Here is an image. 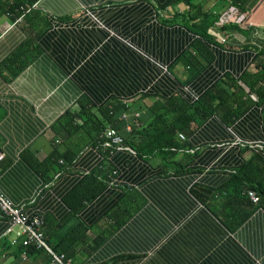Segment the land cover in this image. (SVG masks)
<instances>
[{
    "label": "crops",
    "instance_id": "0c3cea01",
    "mask_svg": "<svg viewBox=\"0 0 264 264\" xmlns=\"http://www.w3.org/2000/svg\"><path fill=\"white\" fill-rule=\"evenodd\" d=\"M202 1L205 9L215 5ZM263 3H241L246 13L236 21L245 28L216 25L209 40L180 14L171 16L183 3L162 9L155 0H38L20 20L0 17V189L24 213L44 216L47 242L67 246L71 264H264L263 207L229 229L192 193L198 184L220 186L245 162L249 151L234 138L264 143L263 102L228 124L211 116L170 158L89 145L48 181L30 160L52 151V125L80 101H126L142 129L154 98L189 101L187 89L195 94L226 75L238 80L264 52ZM195 39L210 58L197 73L177 76L170 68ZM23 42L28 51L6 65ZM15 65L21 69L13 75ZM256 152L264 159V146ZM93 170L107 184L72 207L69 193ZM76 225L83 232L72 242ZM9 226L0 216V264H60L32 245L23 258L17 234H4Z\"/></svg>",
    "mask_w": 264,
    "mask_h": 264
},
{
    "label": "trees",
    "instance_id": "16d2710c",
    "mask_svg": "<svg viewBox=\"0 0 264 264\" xmlns=\"http://www.w3.org/2000/svg\"><path fill=\"white\" fill-rule=\"evenodd\" d=\"M37 1L0 0V17L5 14L14 20L21 15L23 9L30 8L28 11L30 12L33 9V4ZM155 1L162 9L183 3L186 9L184 11L172 9L171 16L180 14L183 21L189 23L195 33L209 40L211 38L209 32L216 25H220V29L227 27L244 29L243 21L237 22L236 18H241L246 13V9L242 7L241 3L249 0H215L212 9H205L206 4L202 0H197L199 3L194 0ZM219 9L222 10L219 11ZM232 17H235V20H232ZM27 49V42L20 44L9 55L5 64L14 65L28 51ZM209 58L204 43L195 39L190 48L183 51L170 69L177 76H181V74L183 76L185 70L197 73ZM253 62L254 69L246 70L238 80L226 75L220 82L214 83L208 88L205 87L206 89L204 88L202 91L195 89V94L191 92V89H187L189 101L177 95L165 100L154 98L148 107L151 118L148 123L143 124L142 129L138 128L139 125L136 124L139 114L135 116L136 113H128L131 106L126 101L110 98L97 107L89 101H80L78 108L68 109L52 125L55 133L52 151L40 160L31 154V166L42 175L45 181H48L55 173L60 172L65 165L70 163L83 148L102 144L106 139L105 131L108 128H113L122 135L124 142L135 149V153L170 158L178 149L187 146L185 143L187 136L193 132L196 126L210 119L211 116L214 115L222 123L228 124L238 118L252 104L264 103V52L258 51ZM20 69V66L15 65L10 70L15 75ZM122 114L126 115V119L121 118ZM142 122L144 123V121ZM127 123L132 125L131 130L126 129ZM62 131L64 132L60 139L58 135ZM240 147L249 151V156L240 167L231 171L220 186L198 184L192 188L193 195L203 205H207L229 229L246 220L255 207L264 208V159L256 152V147ZM109 148L112 146L105 148L103 152L107 153L111 150ZM107 180L98 178V170L85 174L81 182L69 193V204L72 207H77L84 200L96 196L107 184ZM249 190L255 192L258 201H253L249 197L247 193ZM82 232L83 229L76 225L68 232V238L75 234H78L77 237ZM76 237H72L71 241L75 242ZM47 244L49 245L48 242ZM49 246L57 254L64 253L66 260L68 259L67 246L61 247L59 244Z\"/></svg>",
    "mask_w": 264,
    "mask_h": 264
},
{
    "label": "built area",
    "instance_id": "2783aa9c",
    "mask_svg": "<svg viewBox=\"0 0 264 264\" xmlns=\"http://www.w3.org/2000/svg\"><path fill=\"white\" fill-rule=\"evenodd\" d=\"M36 3L33 4L32 8H34ZM30 9V8H29ZM29 9H23L21 15H19L16 19L20 20L22 16L29 11ZM138 116V113L135 114ZM122 119H126V115H121ZM131 124H126V129L131 130ZM182 136V135H181ZM106 139L101 144H97L94 148H98L100 150H105V148L114 146L118 149H126L130 152L135 153V149H133L130 145L124 142V138L122 135L117 133V131L113 128H108L105 131ZM234 144H239L240 146H249L252 148L263 147L264 143L260 141H244L239 137L234 138ZM249 197L253 201H258V197L253 190H249ZM0 216H6L9 219L10 226L5 231V235L11 234L13 231L17 234L15 237L16 241H19L20 245L24 248L21 252L23 258L27 257L26 248L30 245L35 246L36 248H44L48 250L53 259L59 262L60 264H71L70 260L65 257L64 253L57 254L54 252L50 246L47 244L45 239V233L43 230L44 225V216L42 214H26L22 211L21 206H16L10 200V198L0 189ZM14 240V242H15Z\"/></svg>",
    "mask_w": 264,
    "mask_h": 264
},
{
    "label": "rangeland",
    "instance_id": "374dc122",
    "mask_svg": "<svg viewBox=\"0 0 264 264\" xmlns=\"http://www.w3.org/2000/svg\"><path fill=\"white\" fill-rule=\"evenodd\" d=\"M260 7H264V3L260 5Z\"/></svg>",
    "mask_w": 264,
    "mask_h": 264
}]
</instances>
